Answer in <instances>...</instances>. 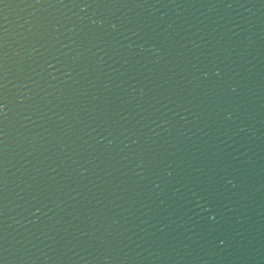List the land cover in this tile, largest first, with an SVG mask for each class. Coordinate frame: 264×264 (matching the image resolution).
<instances>
[{"label":"water","instance_id":"95a60500","mask_svg":"<svg viewBox=\"0 0 264 264\" xmlns=\"http://www.w3.org/2000/svg\"><path fill=\"white\" fill-rule=\"evenodd\" d=\"M0 264H264V0H0Z\"/></svg>","mask_w":264,"mask_h":264}]
</instances>
